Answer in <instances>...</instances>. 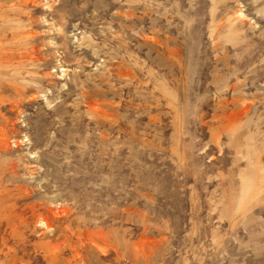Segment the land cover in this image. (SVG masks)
<instances>
[{
	"label": "rangeland",
	"instance_id": "rangeland-1",
	"mask_svg": "<svg viewBox=\"0 0 264 264\" xmlns=\"http://www.w3.org/2000/svg\"><path fill=\"white\" fill-rule=\"evenodd\" d=\"M0 264H264V0H0Z\"/></svg>",
	"mask_w": 264,
	"mask_h": 264
},
{
	"label": "bare ground",
	"instance_id": "bare-ground-1",
	"mask_svg": "<svg viewBox=\"0 0 264 264\" xmlns=\"http://www.w3.org/2000/svg\"><path fill=\"white\" fill-rule=\"evenodd\" d=\"M242 13V12H241ZM64 70V69H63ZM67 71V70H66ZM53 212V211H52ZM52 214V213H51ZM51 214H47L41 217L40 221L41 223H44L48 228L52 227V216ZM55 214V213H54ZM43 225V224H42Z\"/></svg>",
	"mask_w": 264,
	"mask_h": 264
}]
</instances>
